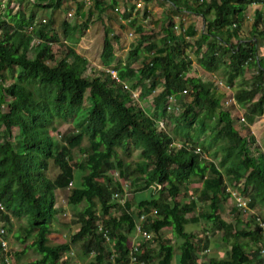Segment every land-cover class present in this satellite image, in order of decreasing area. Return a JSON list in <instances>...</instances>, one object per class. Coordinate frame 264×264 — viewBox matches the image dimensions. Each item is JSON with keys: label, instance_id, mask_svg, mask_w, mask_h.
Instances as JSON below:
<instances>
[{"label": "trees", "instance_id": "16d2710c", "mask_svg": "<svg viewBox=\"0 0 264 264\" xmlns=\"http://www.w3.org/2000/svg\"><path fill=\"white\" fill-rule=\"evenodd\" d=\"M71 1L76 2L77 9L83 5L80 0H54L53 6L62 9L63 4ZM170 1L176 8H184L203 18L204 26L195 39V50L201 54L199 65L205 70L224 65L223 75L230 85L239 77L233 91L235 101L224 102L229 106L223 109L219 123L211 128L212 135L207 144L200 147L204 152L213 146L210 154L218 159V164L213 159L201 157V152H196L193 147H169L176 134L177 139L193 143L204 131L208 113L223 103L215 95L211 81L189 74L192 60L180 44L172 17L162 25L160 41L167 45L165 53L153 54L150 61H141L142 51L150 52L157 42H149L141 48L139 40L128 51L125 64L115 66L119 77L127 78L132 88L140 86L139 98L151 94V108L147 111L110 75L92 70L91 76L86 75L88 59L72 44L59 42L60 34L53 29V21L48 17L46 22H40L32 32H27L23 28L33 21V14L28 20L21 10L14 14L7 12L8 17L0 16V126L4 127V130L0 129V203L3 205L0 220L6 225L11 222V216L18 219L25 216L27 225L19 227L14 236L24 242L32 234L30 246L40 256L24 264H58L65 250L70 248V242L80 244L83 257L93 251L87 264H127L128 237L134 233L140 215L152 207L157 209V215L147 216L141 226L158 238L157 259H154L152 246L141 241L138 243L140 250L134 252L137 261L133 264H171L174 247L168 238L161 236L162 228L166 226H171L173 233L182 238L177 245V264L263 263L264 255L259 252L263 229L257 224L255 214H248L246 224L239 227L240 209L233 203L232 218H224L218 211V203L230 198L221 167L228 174L227 184L236 187L240 179L243 181L242 191L248 193L251 207L254 208L258 201L264 203V151L257 148V152L252 153V144L256 143L254 135L248 129L242 133L233 122L236 103L244 108L241 116L248 125L264 111V56L260 55L258 47L259 38L264 39V13L257 8L251 24L245 22L248 5L264 4V0ZM117 3L118 0L107 3L93 0L98 21H102V14L106 13L108 20L122 25L114 11ZM39 4L47 5L42 1ZM85 25L78 18L73 23L64 19L60 30L65 39L73 43L77 39L75 32ZM246 27L249 28L248 37L241 35ZM110 29V26L105 27L101 42L99 58L104 65L114 57V38L108 35ZM136 29L141 31V25L137 24ZM33 34L43 40L33 45L35 56L30 58L28 51L32 47ZM146 36L140 34L139 38ZM233 38H236L235 42ZM47 41L60 45L59 57ZM203 45L205 48L201 50ZM137 61L142 62L141 65L136 66ZM247 67L255 68L249 78L244 77ZM15 68V78L6 83L7 72L13 73ZM161 81H164L162 88L152 93ZM183 91L191 99L175 114L174 131L169 133L167 129L158 128L155 121L173 115L165 109L168 94L180 95ZM85 98L89 104L77 118L75 127H80L77 133L67 132L63 141H54L49 132L53 115L61 119L75 117L85 109ZM4 103L7 110H2ZM14 127L17 130L11 139L9 135ZM85 134L89 142L79 146L85 156L66 157V150L80 145ZM118 146L128 155L133 149H139L140 158L134 166L118 155ZM111 157L113 161H109ZM50 159L59 168L54 178L45 173ZM108 164L117 167L123 175L141 178V188L151 185L156 190L149 198H140L136 214L110 212L115 205L113 193L123 189L117 179L105 174ZM75 170H80L79 182L69 185ZM196 180L201 182L196 193L183 201L177 199L182 186ZM66 186L69 187V204L85 202L74 218L80 225L70 241L52 244L49 243L51 223L59 210L55 205V189ZM205 199L210 211L200 216L223 229L222 239L228 243L229 252L226 258L210 257L199 263V251L208 247V240L204 236L196 238L193 232L185 229V224L198 219L188 213L200 207L199 203ZM241 237L257 243L256 248H247ZM112 253L115 256L112 257ZM0 264H4L1 257Z\"/></svg>", "mask_w": 264, "mask_h": 264}, {"label": "rangeland", "instance_id": "374dc122", "mask_svg": "<svg viewBox=\"0 0 264 264\" xmlns=\"http://www.w3.org/2000/svg\"><path fill=\"white\" fill-rule=\"evenodd\" d=\"M44 1L47 3L46 6L38 5V2ZM54 0H14L15 3H18V6L14 8V10L21 9L25 14L27 12L32 11L34 8L38 9L37 13L38 15L44 14L49 18V20L53 21L52 25L56 31L60 34V41H63L65 39L62 31L60 30V24L61 21L64 18V13L61 12L60 7L56 8L53 6ZM106 3L109 2V0H104ZM119 6H126L127 3L124 0H120ZM135 0H131L132 3ZM143 6L139 7L138 10H136L135 14L133 15V18L131 21L127 22V29L125 30V27H120L117 23H113L110 20L108 21L106 13L102 14V21H98L97 16V10H95L93 7V0L92 4L88 7L82 8L86 17H94V27L92 31L93 38L92 41H89L87 38V35H82L84 37H79L78 41L76 42L75 46L78 48L83 55H86L89 59V65H92L94 62H100L99 54L101 50V42L103 33L106 26H110L112 28H115L114 32L117 35V39L115 40V50L117 53V57H123L124 59L128 55V51L133 48L134 44H136L139 40H141L140 47H145L149 42H157V46L153 48L152 50L145 51L143 50L141 53V61H144V59L151 57L153 54L158 53H165L166 51V43H163L160 41V37L162 36V25L167 24V22L172 17V23H177V27H174L176 33L179 35L180 44L185 47V54H188V56L192 60V67L189 72L190 75H198L201 77L204 81H211L213 84V90L215 92V95H217L221 101H223L222 106H217L214 109H212L208 116L205 119V129L203 132H201L197 139L193 142V144H197L202 147L203 143L207 144L206 141L211 138L212 135V127L215 123H219L220 115L223 113V109L228 107V104H225L226 99V91L224 88H222L218 81H223L224 83H227L224 75H223V67L224 65H220L215 70H205L199 65V58L200 53L196 52V45H195V39H197L200 30L204 26L203 18L195 14L193 12L187 11L184 8H176L171 4L170 0H142ZM10 3V2H9ZM8 3V5H9ZM130 6V5H129ZM21 7V8H20ZM5 8V7H4ZM7 8H10L8 6ZM90 8L92 11H90ZM259 8L264 13V4L260 3H251L248 5L246 11H245V22L246 25H250L252 22V19L254 17L256 9ZM8 9V11H9ZM30 9V10H28ZM13 13V12H12ZM110 22V23H109ZM140 24L142 27V30H137L136 25ZM130 30H133V35H128V32ZM145 34L148 35L144 37V39H140L139 35ZM241 35L244 37L249 36V28L246 27L241 32ZM69 41V40H68ZM233 42L236 41V38L232 39ZM70 42V41H69ZM80 44V46H79ZM84 44H88V47H84ZM32 45V43H31ZM259 52L261 56H264V39L259 38ZM53 48L55 49V54L57 57L60 55V45L55 44L53 45ZM205 46H202L203 50ZM147 52L149 53V56L147 57ZM184 55V54H183ZM28 56L30 58H33L35 54L33 53V45L31 49L28 51ZM142 62L137 61L136 66L141 65ZM17 68L13 71V73L7 72V79L6 83L12 81L15 78ZM255 71L254 67H247L245 69L244 77L249 78ZM92 73L91 70L86 69L85 74L88 76H91ZM239 81V77L236 78V81L233 85H231L232 91L237 87ZM163 82L161 81L158 84V89L162 88ZM140 88V86H138ZM158 91V90H157ZM88 93V90L85 94ZM153 93V92H152ZM150 96H146L145 98H138L137 104L141 107H144L147 111H150L151 105H150ZM176 101L179 102L182 106L187 104L191 97L188 95V93L184 92L180 95H175ZM225 102V103H224ZM89 104L87 98H85V101L83 103V106L85 109L80 111L78 115L75 117L65 118L61 119L58 115H53V119L51 124H49V132L52 135L54 141H63V135L67 132L75 131L77 133V129L79 126L75 127L76 121L78 116H82V114L85 112L87 105ZM234 108V124L238 126L242 133H246V130L248 129L256 139V143L252 144L251 151L252 153L257 152V148H260L264 151V111L263 114L260 116H257L255 118V121L248 125L244 120L241 119L242 111L244 108L239 106L237 103L235 104ZM2 110H7V106L4 103L2 105ZM171 116V117H170ZM168 115L163 118L165 120V127L171 133L174 131V125H175V114ZM171 119V121H170ZM156 122V121H155ZM157 124V123H156ZM80 128V127H79ZM0 129L4 130L3 126H0ZM17 127L13 128V131L9 137L13 139V134L16 132ZM175 134V132H174ZM177 139V134L175 136ZM89 142V137L87 134L83 136L81 139L80 145L73 146L70 148V150H66V157L69 155L72 156L73 159L77 157H83L85 156V153H83L79 146H84ZM213 146L210 147L209 150H205L204 152L201 151V157L206 158L207 160L213 159L215 163L218 164V159L215 157H212L210 154L212 152ZM211 150V151H210ZM116 151L120 157L123 158V160L126 163H129L131 166L135 165V162L140 158L139 157V149H133L131 153L128 155L121 147H117ZM113 157L109 159V161H113ZM225 174V182L227 185L228 174L226 173V170L221 167ZM59 171L58 166L53 162V160L48 161V168L46 169L45 173L50 178H54L56 173ZM105 174L112 179H117L119 183L122 185L123 194H121V200L119 198L115 199V205L111 207L110 212L112 214L118 215L122 211L131 212L133 214H136L137 212V204L140 198H149L153 193L156 194V190L150 185L148 188H141L142 185L141 178H137L134 175H123L119 173V169L110 164H108L105 169ZM79 173L80 170H75L74 177L72 179V182L69 183V185H75L79 182ZM231 175V174H230ZM201 182L200 181H193L189 184H184L181 188V191L177 197V199H180L181 201L188 198L190 194L196 193L198 187H200ZM68 189L69 187H58L55 189V205L58 207V212L56 214V218L51 223L52 231L49 233V243L55 244L60 242H67L71 240V235L79 228V223L75 221V216H77L78 212L82 209L85 202L81 201L78 204H69L67 202V195H68ZM243 192V191H242ZM244 193V192H243ZM248 194V193H247ZM163 195H161L162 197ZM169 201H171V198H168ZM127 203V204H126ZM200 207H196L194 210L188 213V215L192 216L195 215L198 217L197 220H190L185 224V229L189 232H193L195 237H201L208 240L207 246L208 251H202L200 249L199 255L197 260L199 263L202 261H207L210 257H216V258H226L229 247L228 243H226L222 239L223 235V229H218L215 224H213L211 221L204 219L202 216H200L203 213H208L210 211V207L208 206V200H201L199 203ZM233 204V200L231 198H228L226 201L218 203V211L220 215L224 218L231 217V205ZM251 211H255L256 214L262 215L264 217V203H261L258 201V203H255L254 208H252ZM239 219L241 223H238L239 227H242V225L246 224V220L249 218V215H247L245 212L240 210V213H238ZM155 215H149V216H156ZM232 218V217H231ZM1 223H3V220H0ZM9 223L6 224V238L8 240V246L11 253V257L14 260L15 264H24L26 262H30L31 260L38 258L40 254L34 250L32 246H30V242L33 239L32 234L29 235L24 242L19 241L15 236L14 233L16 231H19V227H24L27 225V221L25 216L21 218H15L11 216ZM138 222L141 224V220L138 218ZM248 227V226H247ZM251 227V226H249ZM162 237L168 238V240L171 242V244L174 247V255L171 264H177V257L179 253V249L177 247L178 243L182 240V238L175 233H173V230L171 226H166L162 228ZM156 235L154 233H151V236L147 239H139L138 237H134V234H131L128 237V244L131 243L132 240L136 239L138 242L145 241L147 245L152 246V253L154 256V259H157L158 255V238L156 239ZM240 240L242 241L243 245H245L247 248H256L257 243L249 240V238H243L241 237ZM111 244V242H110ZM93 252L89 254V256L83 257L81 254V246L78 242H70V248L68 250H65L64 254L59 260L58 264H87L89 261L90 256H92ZM225 264V263H223Z\"/></svg>", "mask_w": 264, "mask_h": 264}, {"label": "built area", "instance_id": "2783aa9c", "mask_svg": "<svg viewBox=\"0 0 264 264\" xmlns=\"http://www.w3.org/2000/svg\"><path fill=\"white\" fill-rule=\"evenodd\" d=\"M83 3V7H87L90 6L92 4V0H81ZM127 5L126 6H119L118 4L115 5L114 7V11H116L118 14V18L120 20V22L122 23V27H125V30L127 29L128 25L127 22L131 21L133 18V15L135 14L136 10H138L139 7H142L143 2L142 0H135L132 3L130 2L131 0H124ZM130 5V6H129ZM2 6H0V11L2 10L1 8ZM62 11L64 13V18L65 20H67L69 23H73L75 22L76 18H78L80 21H84L86 23V25L84 27H80V29L77 31V33H80V37H84L82 35H86V34H90L93 30L94 27V17H84L83 14H81L80 12L77 11L76 9V2L75 1H71L70 3H65L62 5ZM126 13V15H124ZM128 14V15H127ZM47 21L46 17H42L40 21H33L32 23L29 24L28 27L23 28L25 31L27 32H32L35 28V26L39 25L40 22L44 23ZM127 26V27H126ZM108 27V26H106ZM177 27V23L174 22L173 24V28ZM175 29V28H174ZM1 31V28H0ZM134 31L130 30L128 32V35H133ZM108 35L113 37V45H114V57L113 60L107 64L104 65L101 61L99 62H94L92 63V65H89V59L86 55H83V53L76 48L75 44L76 42H69L67 39H64L62 42H67L69 44H72V46L75 48V50L80 53L81 55H83L84 57H86L88 59V64H87V69L88 70H92L94 72L97 73H101L104 72L108 75L111 76L112 79L120 82L124 88L128 89L130 91V94L132 96V98L136 101L139 100V94H140V88L136 87V88H132L130 85V82L127 78H121L119 77L118 74V69L115 66H118L120 64H125L126 58L124 59L123 57H117V53L115 50V43H116V39L115 38V32L114 29H110L108 31ZM117 36V35H116ZM89 41H92L93 39L87 35V38ZM43 40V38L39 35H34L33 34V38H32V45L36 46V44L40 43ZM49 44H51L52 46L54 45V41H47ZM80 46V44H79ZM84 47H88V44H84ZM33 53L35 54V48L33 47ZM149 56V54L147 53V57ZM146 60L150 61V57L146 58ZM218 84L225 89L226 91V99L225 102H230V101H235L234 97H233V91L231 89V85L229 83H224L223 81H218ZM158 90V87L152 89V92H156ZM137 102V101H136ZM165 109L167 111L168 114H177L178 112H180V110L182 109V105L176 101L175 98V94L174 93H170L168 94V98L165 102ZM241 119L243 120V117L241 116ZM157 123V124H156ZM165 120L163 119H159L155 122L156 126L158 128L164 129L166 130L167 128L165 127ZM169 147L172 148H179V147H186V148H194V150L196 152H201V148L198 144H193L191 141L187 140V139H172L169 142ZM236 187L231 186L230 184L226 185V190L229 192V196L230 198L233 200V203L243 212H245L247 215L250 213H254L255 214V220L257 222V224L263 229L262 230V242L261 243V247L259 249V252L264 255V217L259 214H256V212L251 211L253 207L250 206L249 204V200L250 197L249 195H247L246 193L242 192V187H243V181L240 179L237 183H236ZM157 186H161V184L157 183ZM241 187V188H240ZM121 194H123V192H119L116 191L113 193V198L117 199L119 198V200H121ZM121 195V196H120ZM0 208L3 209V205L0 203ZM157 212L156 208H151L149 211L143 212L139 219L142 221L144 220L147 216L149 215H155V213ZM101 224V223H100ZM6 225L5 223H1L0 221V249H1V260L3 261L4 264H15L14 260L12 259V255L9 252V246H8V240L6 238ZM99 229H101V225L98 226ZM151 231L147 230L145 228H143L140 224V222H137L135 230H134V237H138L139 239H147L148 237L151 236ZM153 234V233H152ZM103 235L105 236V238L109 239L107 232L105 229H103ZM139 242L134 239L131 241L130 244H128V253L127 256L129 257V260L127 262V264H133L135 261H137V256L134 252H138L140 250V247L138 246ZM203 251H208V247L205 248ZM93 252V251H92ZM112 257L115 256V253H112L111 255ZM264 264V261L263 263Z\"/></svg>", "mask_w": 264, "mask_h": 264}, {"label": "crops", "instance_id": "0c3cea01", "mask_svg": "<svg viewBox=\"0 0 264 264\" xmlns=\"http://www.w3.org/2000/svg\"><path fill=\"white\" fill-rule=\"evenodd\" d=\"M33 1V0H32ZM77 1H79V0H77ZM81 1V0H80ZM10 2V3H9ZM42 2H44V1H42ZM120 0H118V3L117 4H120ZM8 3H9V5H8ZM45 3V2H44ZM38 5H40L39 4V2L37 3ZM77 5V4H76ZM0 6H2L1 8H2V10L0 11V16H5L6 15V13L8 12L9 14H14V13H17V11H20L21 9H18L17 11L16 10H14V8L15 7H17L18 6V3H15L14 2V0H0ZM8 6H10V8L12 7V9H9V8H7ZM5 7V8H4ZM89 7V6H88ZM21 8V7H20ZM82 8H85V7H83V5H82V7L80 8V9H77V6H76V9H77V11L78 12H80L81 14H83V16L84 17H86L85 16V13H84V11H83V9ZM8 9H9V11H8ZM39 9V8H38ZM38 9H33L32 11H30V12H27L26 14L24 13V15H25V18H26V20H28V18H29V16H30V14H33L34 15V19H33V21H37L38 19H39V17H47V16H45L44 14L42 15V14H40V15H38V13H37V11H38ZM28 10H30V9H28ZM60 10H62L61 8H60ZM22 11V10H21ZM13 12V13H12ZM23 12V11H22ZM61 12H63V11H61ZM6 17H8L7 15H6ZM108 19V18H107ZM64 20V19H63ZM32 21V22H33ZM109 21V20H108ZM31 22V23H32ZM110 23V22H109ZM113 23H117L118 25H119V28L120 27H122V25H120L118 22H116V21H113ZM29 22H28V24H26L25 26H24V28L25 27H28L29 26ZM56 25V24H55ZM55 25H52V27L53 26H55ZM112 28V27H111ZM53 29H54V27H53ZM112 29H114L115 30V28H112ZM55 30V29H54ZM56 31V30H55ZM78 31V30H77ZM77 31L75 32V35H76V38L77 39H75L74 40V42H76V41H78V39H79V37H80V33H77ZM93 31V30H92ZM104 34V33H103ZM86 35H89L90 37L92 36V32L90 33V34H86ZM93 39V38H92ZM193 64V63H192Z\"/></svg>", "mask_w": 264, "mask_h": 264}]
</instances>
